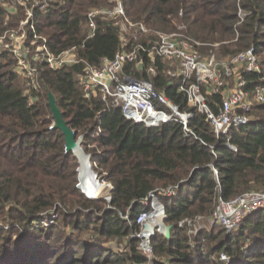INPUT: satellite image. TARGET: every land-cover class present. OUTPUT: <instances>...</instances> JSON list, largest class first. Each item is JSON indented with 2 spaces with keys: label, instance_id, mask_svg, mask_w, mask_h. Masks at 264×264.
Listing matches in <instances>:
<instances>
[{
  "label": "trees",
  "instance_id": "obj_1",
  "mask_svg": "<svg viewBox=\"0 0 264 264\" xmlns=\"http://www.w3.org/2000/svg\"><path fill=\"white\" fill-rule=\"evenodd\" d=\"M119 1L127 20L136 26L131 33L140 32V42L147 40L141 24L148 33H172L182 25L188 37L201 43L194 48L204 56L214 54L221 62L254 47L264 70V0ZM116 4V0H47L45 9L36 10L35 33L47 38L55 53L76 47L83 61L60 70L37 65L40 80L28 90L15 70L14 56L0 52V264L145 262L140 238L130 235L140 229L136 218L147 208L143 201L151 192L165 208V223L172 225L169 238L159 232L152 236V264H223L222 251L230 256L228 264H264V209L231 233L209 222L220 198L264 192V102H255L250 123L218 136L206 115L188 105L186 94L179 91L180 77L168 74L171 65L144 54L127 64L125 72L152 79L157 90L182 111L191 112L188 127L193 133L186 136L178 121L147 127L128 120L112 97L104 98L99 88L87 92L81 83L85 62L98 66L101 59H111L123 49L129 30L105 14L96 17L95 35L89 37V11L113 9ZM25 17V7L8 13L0 2V35L18 28ZM29 26L31 41L34 32ZM135 43L130 39L127 49ZM150 65L155 74L148 71ZM244 78L260 82L255 73H245ZM253 88L254 84L247 86ZM48 92L56 97L76 137L85 134L83 147L91 154L99 180L113 185L107 191L110 199L90 198L78 187V157L66 152ZM206 96L218 111L221 94ZM174 184L180 186L176 196L160 193ZM59 205L53 225L32 227L41 213ZM127 209L124 218L121 213ZM185 219L193 224L181 225ZM201 220L205 227L190 234Z\"/></svg>",
  "mask_w": 264,
  "mask_h": 264
},
{
  "label": "built area",
  "instance_id": "obj_2",
  "mask_svg": "<svg viewBox=\"0 0 264 264\" xmlns=\"http://www.w3.org/2000/svg\"><path fill=\"white\" fill-rule=\"evenodd\" d=\"M116 1L117 4L113 9L98 7L92 8L88 13L89 37L95 35L96 17L99 14H105L115 24L121 25L129 32L123 37V49L113 58L101 59L98 66L85 62L81 77L85 91L94 92L99 88L104 98L112 97L114 104L121 107L123 115L128 120L145 124L147 127H158L166 122L178 121L183 125L186 136H189L193 133L188 127L192 113L182 111L164 92L156 90L149 79H137L125 72L127 64L147 54L171 65L168 74L171 77H180L179 91L186 94L188 105L206 115V119L218 136L228 135L231 128L250 123L255 102H264V70L254 47L218 62L214 54L204 56L194 48L201 43L188 37L182 25L172 33H148L147 27L141 24L138 27L143 35L146 34L147 40L140 42L138 40L140 32L131 33L132 28L136 26L127 20L122 2ZM0 2L8 13L17 12L19 7H25L26 17L20 22V26L8 29L0 35V52L6 51L14 56L17 61L15 70L25 79L27 90L32 83L37 84L40 80L37 65L60 70L66 65L83 61L79 58L76 47L55 53L50 49L47 38L35 33V11L45 9L47 0H0ZM239 16L241 20L244 19L245 13L241 9ZM27 25H30L29 30L34 32L31 41H29ZM132 38L136 43L127 49L126 46ZM8 43H12V46ZM148 71L151 73L155 69L149 66ZM245 73L259 75L260 82L247 81L244 78ZM250 84H254L252 90L247 89ZM206 94L222 95L218 112L211 108ZM82 135L85 137V134ZM230 147L235 149L232 145ZM106 185L110 186V190L113 189L112 184ZM179 188V184L169 185L162 188L160 193L166 197H174L179 192ZM143 203L147 208L136 218L140 229L132 233L130 238H140L139 248L146 260L139 264H152L154 252L151 238L156 232L163 233L166 212L153 192L144 199ZM60 207L59 205L55 209L41 213L32 223V227L49 228L58 219ZM261 209H264V192H247L231 200L220 198L209 222L217 223L227 233H231L237 230L248 216ZM128 212L129 209L125 214L121 213L122 217L128 218ZM147 221L157 224L154 233L144 230ZM183 223L193 224L191 219L180 222L181 225ZM200 227L201 224L196 223L189 233L196 235ZM220 260L223 264H228L229 254L222 251Z\"/></svg>",
  "mask_w": 264,
  "mask_h": 264
},
{
  "label": "water",
  "instance_id": "obj_3",
  "mask_svg": "<svg viewBox=\"0 0 264 264\" xmlns=\"http://www.w3.org/2000/svg\"><path fill=\"white\" fill-rule=\"evenodd\" d=\"M48 105L50 107V110L52 112V116L55 121V127L60 129L65 137V149L66 152H73L77 157L79 161V184L78 187L82 189L83 192H85L90 198H94L95 196H90L84 189H83V179H82V173L87 170L92 174L93 179L100 185L98 174L95 172L91 165V154L87 153L83 147V141L84 136L80 135L79 137H76L75 131L69 126L67 121L64 119L63 114L59 106L57 105L56 97L52 92H48ZM163 223V220H161ZM164 231L166 237H170L171 235V229L172 225L163 223ZM157 224L155 222L147 221L144 224V230L147 232L154 233L156 230Z\"/></svg>",
  "mask_w": 264,
  "mask_h": 264
},
{
  "label": "rangeland",
  "instance_id": "obj_4",
  "mask_svg": "<svg viewBox=\"0 0 264 264\" xmlns=\"http://www.w3.org/2000/svg\"><path fill=\"white\" fill-rule=\"evenodd\" d=\"M9 45H11L12 46V43H8ZM16 44H18V42H16ZM14 46H16V45H14ZM145 55H147V54H145ZM147 56H149V55H147ZM150 59H154V58H152V57H150ZM161 60V59H160ZM162 61V60H161ZM162 62H164V63H167V62H165V61H162ZM17 65V64H16ZM150 66H152V67H154L153 65H150ZM154 69H155V71L154 72H151V74H155L156 72H157V70H156V68L154 67ZM19 75H21L20 73H19ZM21 77H22V79H23V82H24V87H25V89H26V85H25V79L23 78V76L21 75ZM142 79V78H141ZM144 79H146V78H144ZM149 81H151L152 83H153V86H154V82L152 81V79L151 80H149ZM155 87V86H154ZM156 89V88H155ZM157 90V89H156ZM159 91V90H158ZM221 97H222V95H221ZM221 102H222V100H221ZM220 105V104H219ZM218 109H219V107H218ZM215 112H218V111H215ZM98 179H100V178H98ZM101 180V179H100ZM99 180V182H100V185H101V187H100V191L98 192V195H97V197L99 196V195H105V197H107V198H110L109 197V194L107 193V191H108V189L110 190V186H108V185H106L105 183H103L102 181H100ZM92 182H93V180H92ZM93 184H95V185H97V186H100L97 182H93ZM86 191V190H85ZM203 222H205V221H198L197 223H201V226H202V228H204V226L206 225V224H204ZM0 224H3V221L2 220H0ZM6 226V225H5ZM227 232V231H226ZM110 247H112V248H114L113 247V245L112 246H110ZM229 263V262H228Z\"/></svg>",
  "mask_w": 264,
  "mask_h": 264
},
{
  "label": "bare ground",
  "instance_id": "obj_5",
  "mask_svg": "<svg viewBox=\"0 0 264 264\" xmlns=\"http://www.w3.org/2000/svg\"><path fill=\"white\" fill-rule=\"evenodd\" d=\"M82 179H83V189L86 190V192L90 195V196H96L98 195V192L100 191V186H97L95 184H93V182H96L94 179H93V176L92 174L90 173L89 175V172L87 170H85L83 173H82ZM93 180V182H92Z\"/></svg>",
  "mask_w": 264,
  "mask_h": 264
}]
</instances>
